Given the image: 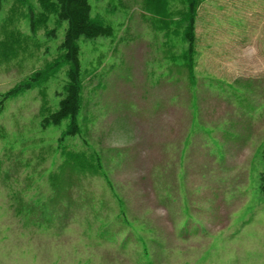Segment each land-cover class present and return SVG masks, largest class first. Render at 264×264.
<instances>
[{
    "label": "rangeland",
    "instance_id": "374dc122",
    "mask_svg": "<svg viewBox=\"0 0 264 264\" xmlns=\"http://www.w3.org/2000/svg\"><path fill=\"white\" fill-rule=\"evenodd\" d=\"M166 2L89 0L76 137L41 126L67 66L0 109V264H264V0H200L191 76ZM42 13L2 2L0 93L60 56Z\"/></svg>",
    "mask_w": 264,
    "mask_h": 264
},
{
    "label": "trees",
    "instance_id": "16d2710c",
    "mask_svg": "<svg viewBox=\"0 0 264 264\" xmlns=\"http://www.w3.org/2000/svg\"><path fill=\"white\" fill-rule=\"evenodd\" d=\"M3 1L0 0V6ZM37 1L43 9L42 15L37 16L38 19L41 17L42 22H45L53 15L58 24H61V22L65 23L63 41L59 46L61 54L44 68L34 71L8 91L0 93V109H2L5 102L46 84L61 67L67 66L66 81L61 89L62 93L57 94L61 96V99L54 112H50L41 122L42 128L45 129L49 126H60L66 121V128L58 138L60 145L66 138H74L80 133L78 116L82 108L83 79L79 60L78 41L80 39L90 40L98 37H109L112 35V29L108 26H103L101 22L91 17L89 0ZM182 2L184 4V12L177 21L171 19V24L175 25L173 29L174 34L179 35L181 33L183 41L187 44V48L181 59L191 76L193 57L195 55V22L200 0H182ZM147 3L153 8L155 13L163 16V10L167 4L166 0H147ZM29 10L30 28L34 31L36 26V22L34 21L35 14L30 7ZM165 21L162 20V22L166 23ZM52 34H54V31L47 33L48 36ZM74 160L75 156L67 155L68 163L72 164Z\"/></svg>",
    "mask_w": 264,
    "mask_h": 264
}]
</instances>
